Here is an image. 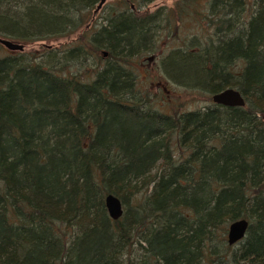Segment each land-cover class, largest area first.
<instances>
[{
	"label": "trees",
	"instance_id": "trees-1",
	"mask_svg": "<svg viewBox=\"0 0 264 264\" xmlns=\"http://www.w3.org/2000/svg\"><path fill=\"white\" fill-rule=\"evenodd\" d=\"M97 1L0 0V35L64 34ZM120 1L60 56L50 47L0 56V263L264 264V0L238 30L230 13L243 0H212L210 32H191L159 59L165 78L210 93L235 87L245 105L171 113L136 81L159 13L135 18L134 0ZM107 192L124 207L117 220ZM239 217L246 235L228 244Z\"/></svg>",
	"mask_w": 264,
	"mask_h": 264
},
{
	"label": "rangeland",
	"instance_id": "rangeland-1",
	"mask_svg": "<svg viewBox=\"0 0 264 264\" xmlns=\"http://www.w3.org/2000/svg\"><path fill=\"white\" fill-rule=\"evenodd\" d=\"M209 1L210 0H192V2L191 0H134V3L131 1L127 3V6L129 4L130 7L133 8L132 12L134 17H137V15H139L138 13H141L144 10H146V14H153L156 13V11L159 13L158 15L153 14V17L155 18V27H150L152 33L150 32L149 45L153 51L146 50L135 57V69L137 73L136 81L142 90L146 89L148 91L152 97L154 105L162 106L163 110H167L170 113L173 111L179 112L190 110V108H199L212 102V93H210L207 88L194 86L190 83L186 84L181 80L175 81L169 77H166V79L165 75L159 68V59L168 50L170 51L172 48L180 46L186 39L190 41V38H194L193 34L198 32L204 34L210 32V29H207V25L210 22L209 17H215L214 14H211L215 9L209 7ZM256 1L257 0H243V8L237 12L232 11L230 13L236 17L232 20V27H234V30H238L239 27L242 28L246 25L244 23H237L240 21L239 18L241 14H243L244 17L242 21H245L249 16L250 11H252L257 3ZM12 3L13 4L9 3L8 7L10 6L11 9L16 12L17 10L21 11L23 5L21 1H18L15 4L12 1ZM96 4L87 8V10H83L80 22L72 29L66 30L64 34L33 39L17 38L6 34L4 37H11L13 40L23 43L24 47L22 50L26 53L35 52L40 55L41 53H44L45 49L50 47L54 50L53 53L60 56V52L58 51L60 48H66V46H71L73 43L76 44L80 39H87L95 32L99 25L104 23L105 17H109L115 13L117 9L126 6L124 1L121 3L120 0H106L97 10H95L94 8ZM181 5H185L183 6L185 9H178ZM6 6L7 5H4L1 2L0 10L5 9ZM164 10H166L167 14L171 16L170 18H164ZM83 12L86 13L84 14ZM78 14L79 13L76 12V14L71 15L72 19L76 20V22L79 21ZM168 21L169 23H167ZM168 27H170V29H168ZM191 32H193V34ZM262 45L264 46V40ZM15 51L19 50H8L0 43V56L3 54H11V52ZM101 51L103 53L105 50ZM103 55L106 54L103 53ZM84 64H87L90 68L95 66L94 59L90 55L86 58ZM242 66L243 64L241 63V60H236L232 64L231 70L237 73L241 70ZM178 73L185 77V73L180 71ZM193 81L196 82L195 80L190 82L194 83ZM198 82L209 85V83L204 80ZM133 250L131 257L136 260L141 255L142 251L137 249V245L133 246Z\"/></svg>",
	"mask_w": 264,
	"mask_h": 264
},
{
	"label": "water",
	"instance_id": "water-1",
	"mask_svg": "<svg viewBox=\"0 0 264 264\" xmlns=\"http://www.w3.org/2000/svg\"><path fill=\"white\" fill-rule=\"evenodd\" d=\"M106 0H98L95 6V10L98 9ZM0 43L5 46L8 50L18 49L22 50L24 47L23 43H19L12 38H7L0 35ZM106 54L105 51H103ZM211 101L213 103L227 105V106H244L245 101L240 92L235 87H224L217 92H213L211 95ZM261 121L264 123V112L261 114ZM104 207H106L107 213L109 217L114 220H117L123 213L124 207L122 206V202L120 197L112 194L111 192H107L104 195ZM249 225V222L244 217H239L238 219H234L229 222L227 231H226V241L228 244H233L239 241L246 235V230ZM1 264V263H0Z\"/></svg>",
	"mask_w": 264,
	"mask_h": 264
},
{
	"label": "flooded vegetation",
	"instance_id": "flooded-vegetation-1",
	"mask_svg": "<svg viewBox=\"0 0 264 264\" xmlns=\"http://www.w3.org/2000/svg\"><path fill=\"white\" fill-rule=\"evenodd\" d=\"M211 2H212V0L209 1V4H211ZM131 6H133V5H131ZM210 6H212V5H209V7H210Z\"/></svg>",
	"mask_w": 264,
	"mask_h": 264
}]
</instances>
